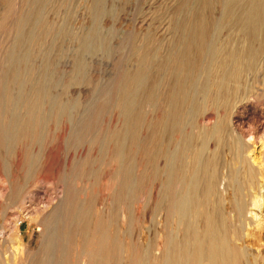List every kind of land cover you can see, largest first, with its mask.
I'll list each match as a JSON object with an SVG mask.
<instances>
[{
  "label": "rangeland",
  "instance_id": "1",
  "mask_svg": "<svg viewBox=\"0 0 264 264\" xmlns=\"http://www.w3.org/2000/svg\"><path fill=\"white\" fill-rule=\"evenodd\" d=\"M196 3L0 0V264H54L63 246L78 263L85 261L76 242L95 213L112 217L117 243L157 256L166 231L164 214L153 212L159 182L138 163L140 145L151 138L150 125L162 113L158 104L140 99L143 120L125 147L136 161L128 166L135 184L127 192L116 153L128 128L118 106L126 77L142 56L164 60L185 51L178 43L186 19L202 14ZM254 86L243 92L232 122L238 130H255L245 140L258 159L264 150V95L251 97ZM11 101L15 114L9 113ZM205 112L198 119L202 125L211 107ZM254 115L260 124H250ZM73 216L84 218L74 223ZM46 231L52 237L49 257L39 253Z\"/></svg>",
  "mask_w": 264,
  "mask_h": 264
},
{
  "label": "bare ground",
  "instance_id": "2",
  "mask_svg": "<svg viewBox=\"0 0 264 264\" xmlns=\"http://www.w3.org/2000/svg\"><path fill=\"white\" fill-rule=\"evenodd\" d=\"M196 2L202 14L186 19L178 43L185 51L164 60L142 56L138 69L126 77L118 106L128 128L118 139L116 153L121 187L127 192L135 184L128 166L136 161L130 154L125 160V147L143 120L140 99L158 104L162 113L150 125L151 138L140 145L138 163L143 174L159 182L153 212L164 214L166 231L157 256L117 243L112 217L95 213L89 216L91 227H82L75 241L85 261L78 263L63 246L54 248L59 257L54 264H264V150L254 159L259 154L245 137L255 130H238L232 122L250 85H256L251 97L264 95V0ZM216 6L219 13H214ZM85 46L91 44L86 41ZM153 68L156 75H151ZM15 106L9 102V113L15 114ZM208 107L211 114L202 125L198 119ZM249 122L260 124L261 117L254 115ZM83 215L88 218L89 212ZM80 217L73 216V222ZM44 235L39 253L49 257L52 237L47 231Z\"/></svg>",
  "mask_w": 264,
  "mask_h": 264
}]
</instances>
